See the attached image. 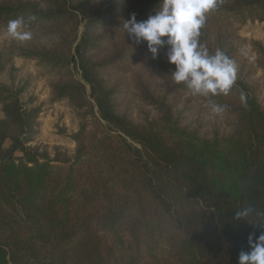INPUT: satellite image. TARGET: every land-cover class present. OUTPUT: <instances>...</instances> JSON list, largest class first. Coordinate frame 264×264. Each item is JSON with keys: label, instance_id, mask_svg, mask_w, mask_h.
<instances>
[{"label": "trees", "instance_id": "1", "mask_svg": "<svg viewBox=\"0 0 264 264\" xmlns=\"http://www.w3.org/2000/svg\"><path fill=\"white\" fill-rule=\"evenodd\" d=\"M107 1L0 0V31L32 16V33L50 40L12 43L7 61L33 62L48 80L50 104L68 101L79 120L73 155L51 158L28 145L39 111L24 101L26 88L0 82V264H238L240 252L250 251L248 237L264 234L255 215L250 224L233 220L244 207L264 212V105L250 76L237 68L229 94L212 98L235 118L230 136L181 126L141 81L159 116L132 122L101 78L126 56L129 36L102 59L93 54L131 14L145 20L161 0H124L117 10ZM214 16L264 22V0H219L207 16L201 42L235 62L230 38L212 30ZM250 44L264 70V43ZM134 45L147 69L190 91L172 79L167 46L153 59L146 43Z\"/></svg>", "mask_w": 264, "mask_h": 264}, {"label": "rangeland", "instance_id": "2", "mask_svg": "<svg viewBox=\"0 0 264 264\" xmlns=\"http://www.w3.org/2000/svg\"><path fill=\"white\" fill-rule=\"evenodd\" d=\"M102 1L97 0L98 3ZM123 3L124 0H108L104 7L117 10ZM211 24L214 32L219 30L230 38L237 68H243L244 73L250 76L249 82L254 95L264 105V70L257 65V56L250 44L253 41L264 43V22L239 24L228 18L214 16ZM125 33L120 29L112 32L93 54L94 57L102 59L110 54L114 44L126 42ZM37 36L33 33V39L28 42H50L46 37L39 39ZM128 38V52L121 63L101 72V78L107 87L115 90L119 114L137 124L158 118V110L142 97L138 89L141 81L154 99L171 110L174 120L181 126L204 137L215 134L227 137L232 134L235 126L232 115L226 112L219 116L213 115L210 108L206 107L207 101L204 98L168 85L163 78L144 66L134 41ZM12 43L21 45L27 42L15 41L0 31V82L25 87L24 101L31 103L30 107L39 111L36 134L28 145L46 152L51 158L58 153L71 157L75 151V143L70 137L78 131V111L68 101L50 104L48 80L33 62L16 56L7 61L6 56ZM2 118L0 107V120Z\"/></svg>", "mask_w": 264, "mask_h": 264}, {"label": "clouds", "instance_id": "3", "mask_svg": "<svg viewBox=\"0 0 264 264\" xmlns=\"http://www.w3.org/2000/svg\"><path fill=\"white\" fill-rule=\"evenodd\" d=\"M218 6L219 0H161L158 10L147 19L137 21L135 14H131L122 23V29L136 44L146 43L153 59L160 48L167 46V62L175 66L171 74L174 82L184 84L192 95L204 98L206 107L216 116L222 115L227 106L215 103L212 98L228 95L237 79L235 62L220 48L209 52L200 40L208 14ZM34 19L18 16L7 22L3 32L15 41L28 42L33 39L30 25ZM239 101L242 107L248 106L243 90ZM254 215L264 222V212H256L250 206L238 210L233 220L249 223L248 219ZM248 246L250 251L240 252L238 264H264V234L255 240L250 235Z\"/></svg>", "mask_w": 264, "mask_h": 264}]
</instances>
